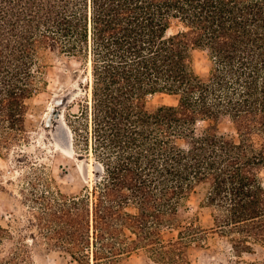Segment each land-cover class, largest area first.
Here are the masks:
<instances>
[{"label": "trees", "instance_id": "trees-1", "mask_svg": "<svg viewBox=\"0 0 264 264\" xmlns=\"http://www.w3.org/2000/svg\"><path fill=\"white\" fill-rule=\"evenodd\" d=\"M58 55L91 64V108L71 127L78 157L95 162L81 194L51 181L39 192L49 251L76 264H124L140 250L193 264L194 245L220 233L234 264H264L245 258L264 248V0H0V146L24 131ZM157 95L176 104L151 106ZM6 240L0 224V264H32L36 236Z\"/></svg>", "mask_w": 264, "mask_h": 264}, {"label": "rangeland", "instance_id": "rangeland-1", "mask_svg": "<svg viewBox=\"0 0 264 264\" xmlns=\"http://www.w3.org/2000/svg\"><path fill=\"white\" fill-rule=\"evenodd\" d=\"M194 59L198 72L201 75L208 74V53L197 50ZM91 74V64L86 58L53 56L46 70V88L28 102L30 109L24 122V131L8 129L5 131L6 137L16 138L10 145L0 146V224L9 229L15 238L13 241L6 240L9 246L19 240L33 246V237L36 236L32 264H76L49 251L48 244L56 239L52 234L42 236L38 227L41 212L38 196L45 189L47 181H51L53 190L58 186L70 196L81 194L86 185L93 186L94 158L80 159L75 150L68 154V132L59 124V119L64 115L73 134L71 125L75 123L74 116L81 114L83 109L91 108ZM58 99H65L67 103L57 106ZM149 103L151 106L176 104V99L157 95L150 98ZM53 108L60 112L48 125ZM207 125V122H201L198 127ZM219 129L222 133H234L230 121L219 123ZM262 176L264 179V172ZM189 207L191 215L199 213L200 224L204 229L212 225L211 213L206 209L200 210L196 198L190 201ZM35 215L36 227L31 223ZM245 258L251 262L264 263V248H259L257 254L246 255ZM191 260L193 264H234L237 257L230 239L220 233H213L206 244L194 245ZM124 264L154 263L149 261L145 250H140Z\"/></svg>", "mask_w": 264, "mask_h": 264}, {"label": "bare ground", "instance_id": "bare-ground-1", "mask_svg": "<svg viewBox=\"0 0 264 264\" xmlns=\"http://www.w3.org/2000/svg\"><path fill=\"white\" fill-rule=\"evenodd\" d=\"M90 73H91V71H90ZM91 96H92V94H91ZM59 124H61V126H63L68 132L67 133L68 134V139H67L68 140V146H66L67 147V153L72 154L74 152V138H73V134H72L71 130L69 129V127L66 124V120H65L64 115L59 119Z\"/></svg>", "mask_w": 264, "mask_h": 264}, {"label": "water", "instance_id": "water-1", "mask_svg": "<svg viewBox=\"0 0 264 264\" xmlns=\"http://www.w3.org/2000/svg\"><path fill=\"white\" fill-rule=\"evenodd\" d=\"M66 103H67V101L65 99H58L56 101L57 106H63ZM58 112H60V110H56L54 108L52 109V113H51V115H50V117L48 119V122H47L48 125H50L52 123L53 118H57L58 117V115H59Z\"/></svg>", "mask_w": 264, "mask_h": 264}]
</instances>
